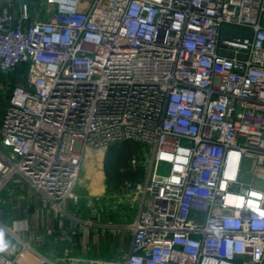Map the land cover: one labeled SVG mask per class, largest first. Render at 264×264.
Here are the masks:
<instances>
[{"label": "built area", "instance_id": "2783aa9c", "mask_svg": "<svg viewBox=\"0 0 264 264\" xmlns=\"http://www.w3.org/2000/svg\"><path fill=\"white\" fill-rule=\"evenodd\" d=\"M18 1L0 0V191L67 214L85 151L132 140L130 247L91 264H264V0ZM22 231L0 221L20 245L0 264H56Z\"/></svg>", "mask_w": 264, "mask_h": 264}, {"label": "crops", "instance_id": "0c3cea01", "mask_svg": "<svg viewBox=\"0 0 264 264\" xmlns=\"http://www.w3.org/2000/svg\"><path fill=\"white\" fill-rule=\"evenodd\" d=\"M86 8L87 4H83ZM5 80L0 76V83ZM10 92L0 91V126L7 99ZM3 99H2V98ZM4 103L5 105H1ZM84 157L79 185L76 193L80 197V207L68 200V213L56 215L43 199L29 187L28 184H17L9 181L0 191V221L11 228L15 222L26 220L29 231H22L20 236L31 244H40L46 252L54 256L48 260L56 264H65V256H73L85 261L80 264H91L92 261L107 259L106 256L122 257L130 247V234L127 224L131 222L126 216L128 204L133 202L125 197L119 200L117 188L119 185L109 184L105 169V151L100 153L95 148H88ZM102 211L101 223L87 225L83 221L92 219L91 205ZM139 204V203H138ZM139 206V205H138ZM137 213V212H136ZM135 213V215H136ZM134 215V216H135ZM43 236L44 241H40ZM20 245L7 236L0 242V252L13 257ZM35 248V246L33 245ZM37 251V249L35 248ZM23 264H39V257L33 253L27 254ZM48 263L44 260L41 264Z\"/></svg>", "mask_w": 264, "mask_h": 264}, {"label": "trees", "instance_id": "16d2710c", "mask_svg": "<svg viewBox=\"0 0 264 264\" xmlns=\"http://www.w3.org/2000/svg\"><path fill=\"white\" fill-rule=\"evenodd\" d=\"M140 147V143L132 140L109 146L105 155V169L109 184L120 185L126 179H138L143 176V168L140 167L137 171L128 168L129 160Z\"/></svg>", "mask_w": 264, "mask_h": 264}, {"label": "rangeland", "instance_id": "374dc122", "mask_svg": "<svg viewBox=\"0 0 264 264\" xmlns=\"http://www.w3.org/2000/svg\"><path fill=\"white\" fill-rule=\"evenodd\" d=\"M27 1H29V3L33 6V4L35 2H36V5H37L41 0H27ZM13 2L15 4V6H18V2H19L18 0H13ZM1 105H5V104L2 103ZM108 148H95V149L99 150L100 153L101 152L103 153L105 151V155H106V152H107ZM87 151L88 150L85 151V154H88ZM250 166H251L250 161L246 160L245 161V165H244L245 169H250ZM162 172H165L164 168L162 169ZM127 177H130V176H127ZM242 179L245 180V181L249 180V175L248 174H243L242 175ZM138 205H139L138 203H136V204L133 203V205H131V203L128 204L127 209H126L127 210L126 211V216L128 218L130 217V220L134 218L135 213L138 211ZM98 223L100 224L101 221H98ZM33 245L35 246V248L37 249L38 252H41V253L45 254V256L48 257V258L55 259L54 256H52L50 253L46 252V250L40 244H34L33 243ZM106 258L107 259H112L111 257H108V256H106ZM118 259L119 258L114 257V260H118ZM39 262H40L39 264H41L40 258H39ZM45 264H50V263H45Z\"/></svg>", "mask_w": 264, "mask_h": 264}]
</instances>
